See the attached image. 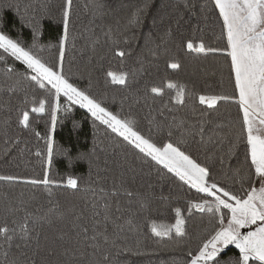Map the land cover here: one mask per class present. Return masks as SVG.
I'll list each match as a JSON object with an SVG mask.
<instances>
[{"label": "trees", "instance_id": "16d2710c", "mask_svg": "<svg viewBox=\"0 0 264 264\" xmlns=\"http://www.w3.org/2000/svg\"><path fill=\"white\" fill-rule=\"evenodd\" d=\"M63 4L64 0H0V30L28 47L38 21L37 54L58 65ZM145 4L148 7L142 22L129 27V15ZM221 26L222 19L211 0H73L63 71L71 83L103 101L110 111L137 121L145 133L151 129L158 143L185 139L182 150L207 164L219 183L243 195L249 185L242 187L232 173L241 168L244 175L248 170L246 141L241 144L229 134L238 118V105L220 101L211 110L198 100L200 94L233 91L234 80L232 84L228 80L230 59L226 61L222 53L189 51L185 46L191 39L223 47ZM109 30L111 38L105 35ZM117 48L124 50L125 56H116ZM5 59L7 64L0 61V175L42 180L47 170L53 183L34 186L0 181V223L7 215L9 227L17 228L9 233L13 236L10 247L0 238V264L14 259L20 264H185L189 247L195 248L199 237L215 226L209 222L210 214L195 209L188 212V202L204 194L190 189L150 159L145 162L137 150L95 121L87 109L63 96L53 125L52 97L47 92L29 88L26 82L18 85L15 94L7 91L17 77H7L6 68L15 67L23 75L25 66L6 54ZM173 62L178 63L177 69L168 67ZM109 71L125 73L126 83H111L106 78ZM169 82L185 86L182 103L174 99L176 91L166 87ZM152 87L161 88L162 94L151 93ZM45 97L46 111L31 112ZM23 111L29 112L28 128L19 124ZM181 121L185 123L181 125ZM202 121L203 139L185 134L186 128ZM49 135L53 142L50 164ZM70 176L78 180V189L67 186ZM125 190L138 195L129 197ZM141 203L147 207L142 209ZM9 204L32 213L36 223L29 220L32 230L27 238H22L17 227L25 213L8 214ZM177 207L185 218V237L175 233L154 236L150 222L174 224ZM76 215L81 219L79 226L73 227L71 220ZM94 226L96 233H103L96 241L99 249L85 239L84 229L90 238ZM239 257V249L228 245L217 259L225 264ZM249 264L260 262L250 259Z\"/></svg>", "mask_w": 264, "mask_h": 264}, {"label": "snow or ice", "instance_id": "6c2138e0", "mask_svg": "<svg viewBox=\"0 0 264 264\" xmlns=\"http://www.w3.org/2000/svg\"><path fill=\"white\" fill-rule=\"evenodd\" d=\"M211 2L214 4V9L219 12V19H222L221 38L225 41L224 46L212 47L203 41L193 43L191 39L185 46L189 51L222 53L226 61L230 59V64H227L228 80L230 84L234 80L233 91L231 93L200 94L198 100L201 105H206L211 110H215L220 101H231L238 105V118L231 126L229 134L234 135L235 140L241 144L246 141L245 162L250 159V163L247 164L248 170L244 175H241V168L235 169L232 173L233 178L240 182L242 187L245 183L249 185L243 195L219 183L213 178L212 170L207 164L200 163L190 152L182 150L181 145L187 143L185 139L182 138L175 143L170 139L167 142L158 143L153 138L151 129L148 133L143 132L137 121L110 111L103 101L69 81L63 71V58L66 41L70 34L73 0H64L62 6L63 35L59 39L60 63L58 65L49 64L37 54L38 46L35 36L39 31L38 21L33 25V43L28 47L22 46L20 41L0 30V50H2L0 61L7 64L6 54L25 66L23 75L17 73L15 67L6 68L7 77L11 78L13 74L17 77L15 84L9 85L7 88L10 94H15L19 90L18 85L26 82L27 87L44 90L52 97L51 121L53 125L56 123L57 111L61 107L59 101L63 96L71 104H79L81 108L87 109L95 121L105 125L112 133L121 137L127 145L137 150L141 154L140 158L145 162L150 159L156 166L166 169L167 173H171L190 189H195L198 194H204L197 200L188 202V212L191 214L195 209L200 213L210 214L209 222H214L215 226L206 236L199 237L195 248L189 247L188 259L185 264H219L217 257L228 245H235L239 249L240 257L239 260H232L225 264H249L250 259L264 264V0H211ZM147 7L148 5L145 4L142 8H137L132 12L127 18V25L129 27L139 25ZM98 8L103 14V6L99 5ZM105 35L111 38V30ZM115 55L123 57L125 51L117 48ZM168 67L177 69L179 65L173 62ZM29 71L31 74H27ZM106 78H110L113 84L124 85L126 83L125 73L116 74L109 71ZM166 87L174 89L176 91L174 99L183 102L185 90L183 84L177 85L169 82ZM150 91L157 96L162 94V89L159 87H152ZM46 105L47 97L39 101L38 107H32L31 112L42 114L46 111ZM180 123L183 125L185 122L181 121ZM203 123L202 121L199 126H189L185 129V134L188 136L200 135L203 139ZM19 124L24 128L30 126L28 111H23L19 118ZM168 135L171 137V131ZM10 142L14 141H6V143ZM47 151L50 164L53 154L51 135L47 138ZM221 163L223 164V158H221ZM0 181L23 182L34 186L40 184L48 186L53 183L47 170L42 180H26L18 176L0 175ZM66 183L72 189L79 187L78 180L71 176ZM101 191L104 190L101 189ZM125 191L129 197L138 195L128 190ZM140 207L143 209L147 205L141 203ZM20 211L25 213V217L17 227L22 233V238H27L32 230L28 226L29 220L32 224L36 223L32 218V213L23 207L11 204L6 209L10 215ZM174 211V224L157 225L155 220L150 222L149 227L154 236L164 237L174 231L177 237L181 239L185 237V218L179 207ZM80 219L79 215L73 217L71 220L73 227L79 226ZM107 219L108 217L105 216V220ZM127 223L131 225L132 221L129 220ZM12 224H17L15 219L12 220ZM252 226H255L254 230ZM117 227L123 230L122 225H117ZM245 228L248 231L242 232L241 230ZM16 230L17 228L9 227L6 215L3 222L0 223V238L9 247L13 239L9 233H14ZM93 230L94 235L89 238L88 230L84 229L85 239L92 241L91 247L99 249L100 244L96 241L98 236L103 233H96L95 226ZM104 242H108L106 235ZM22 255H26V253ZM5 256L7 257V253ZM5 264H20V261L18 259L6 260Z\"/></svg>", "mask_w": 264, "mask_h": 264}, {"label": "rangeland", "instance_id": "374dc122", "mask_svg": "<svg viewBox=\"0 0 264 264\" xmlns=\"http://www.w3.org/2000/svg\"><path fill=\"white\" fill-rule=\"evenodd\" d=\"M157 225H162V224H157ZM163 225H164V224H163ZM253 227H255V226H253ZM241 231H242V232H247V231H248V229H247V228H245V229H242ZM171 233H175V232L173 231V232H171ZM171 233H170V234H171ZM170 234H169V235H170ZM164 237H166V236H164Z\"/></svg>", "mask_w": 264, "mask_h": 264}]
</instances>
